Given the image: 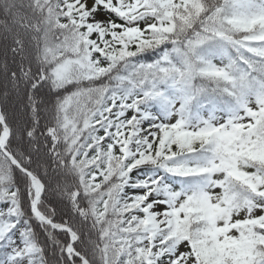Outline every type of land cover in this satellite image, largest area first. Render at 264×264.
<instances>
[{
  "label": "snow or ice",
  "instance_id": "1",
  "mask_svg": "<svg viewBox=\"0 0 264 264\" xmlns=\"http://www.w3.org/2000/svg\"><path fill=\"white\" fill-rule=\"evenodd\" d=\"M0 264H264V0H0Z\"/></svg>",
  "mask_w": 264,
  "mask_h": 264
},
{
  "label": "trees",
  "instance_id": "2",
  "mask_svg": "<svg viewBox=\"0 0 264 264\" xmlns=\"http://www.w3.org/2000/svg\"><path fill=\"white\" fill-rule=\"evenodd\" d=\"M21 2H26V0H17V4L19 5ZM3 33L0 32V37H2Z\"/></svg>",
  "mask_w": 264,
  "mask_h": 264
}]
</instances>
